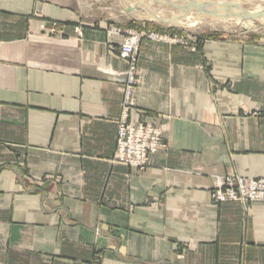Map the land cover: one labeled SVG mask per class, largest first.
<instances>
[{"label":"crops","instance_id":"crops-1","mask_svg":"<svg viewBox=\"0 0 264 264\" xmlns=\"http://www.w3.org/2000/svg\"><path fill=\"white\" fill-rule=\"evenodd\" d=\"M122 41L75 0H0V263L264 264V201L211 197L264 178V37L141 42L130 120L167 144L143 169L113 162Z\"/></svg>","mask_w":264,"mask_h":264},{"label":"built area","instance_id":"built-area-1","mask_svg":"<svg viewBox=\"0 0 264 264\" xmlns=\"http://www.w3.org/2000/svg\"><path fill=\"white\" fill-rule=\"evenodd\" d=\"M109 34L123 35V41L120 44L121 56L130 64L127 83L123 89V111L118 123L117 147L113 162L143 169L148 165L150 156L165 151L167 144L163 131L156 123L152 121L133 123L130 120V111L135 105L134 89L137 84L140 45L145 39L168 43L178 41H173L170 37L159 33L140 30L122 31L119 28H112ZM196 48V45H192L193 50ZM261 112L264 113V108ZM211 197L216 203L241 202L248 204L254 201H264V178L220 177L211 191Z\"/></svg>","mask_w":264,"mask_h":264},{"label":"bare ground","instance_id":"bare-ground-1","mask_svg":"<svg viewBox=\"0 0 264 264\" xmlns=\"http://www.w3.org/2000/svg\"><path fill=\"white\" fill-rule=\"evenodd\" d=\"M118 1L131 16L170 26L194 28L207 24L254 30L264 24V0Z\"/></svg>","mask_w":264,"mask_h":264},{"label":"rangeland","instance_id":"rangeland-1","mask_svg":"<svg viewBox=\"0 0 264 264\" xmlns=\"http://www.w3.org/2000/svg\"><path fill=\"white\" fill-rule=\"evenodd\" d=\"M75 1L79 3V6L82 8L83 12H85L87 20L108 24V33L112 28H119L122 31L140 30L155 32L164 36H168L173 39V41H178L174 43L169 42L171 44H178L190 49L192 48V45L200 47L206 39L212 37L232 38L242 34L264 37V24L258 27V29L260 28L259 30L243 29L239 26L238 30V27L226 28L223 25L212 27L211 25L207 24L199 25L194 28H188L184 26H170L155 21L139 19L133 15L132 17L131 14L126 13L125 8L119 3L118 0ZM126 25H131V27L127 29L122 28Z\"/></svg>","mask_w":264,"mask_h":264},{"label":"water","instance_id":"water-1","mask_svg":"<svg viewBox=\"0 0 264 264\" xmlns=\"http://www.w3.org/2000/svg\"><path fill=\"white\" fill-rule=\"evenodd\" d=\"M148 21H150V20H148Z\"/></svg>","mask_w":264,"mask_h":264}]
</instances>
